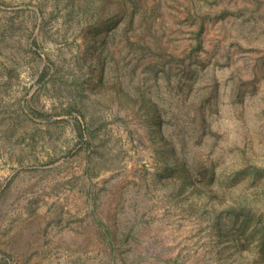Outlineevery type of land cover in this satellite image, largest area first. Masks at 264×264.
<instances>
[{
    "label": "rangeland",
    "instance_id": "obj_1",
    "mask_svg": "<svg viewBox=\"0 0 264 264\" xmlns=\"http://www.w3.org/2000/svg\"><path fill=\"white\" fill-rule=\"evenodd\" d=\"M0 264H264V0H0Z\"/></svg>",
    "mask_w": 264,
    "mask_h": 264
}]
</instances>
